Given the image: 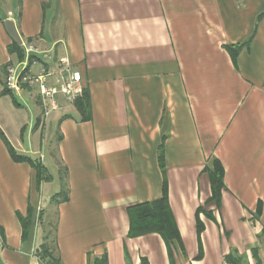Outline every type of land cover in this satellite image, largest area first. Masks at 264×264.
<instances>
[{
    "label": "crops",
    "instance_id": "crops-1",
    "mask_svg": "<svg viewBox=\"0 0 264 264\" xmlns=\"http://www.w3.org/2000/svg\"><path fill=\"white\" fill-rule=\"evenodd\" d=\"M216 3L210 22L209 9L192 20L171 0L9 1L0 13V131L13 150L46 159L9 134L28 106L24 94L41 108L37 88L22 91L20 102L5 93L7 67L24 62L25 46L51 55L33 74L46 64L58 72L69 59L92 112L83 120L59 96L49 116L69 199L56 203L54 192L47 209L45 183L31 164L13 160L0 135V264H51L38 254L45 243L60 264H264V0ZM7 20L23 57L9 52L16 41ZM229 45L241 47L234 60ZM47 83L56 86L54 77ZM46 122L40 118L37 131ZM210 159L225 171L219 205ZM165 183L177 238L130 237L128 209L160 200Z\"/></svg>",
    "mask_w": 264,
    "mask_h": 264
},
{
    "label": "trees",
    "instance_id": "trees-1",
    "mask_svg": "<svg viewBox=\"0 0 264 264\" xmlns=\"http://www.w3.org/2000/svg\"><path fill=\"white\" fill-rule=\"evenodd\" d=\"M241 47H227L233 60L236 59L240 52ZM9 52L11 54H17L19 57H23L22 47L17 43L9 47ZM5 93H9L7 90ZM78 112L81 114L83 120H88L91 118V99L89 93L85 90L84 95L75 103ZM0 135L4 139L13 160L16 162H27L35 168L38 174V183L41 184L46 175V169L44 166L33 160L32 158L24 155L17 154L8 141L5 139L0 131ZM160 165L164 169V156L163 147L160 148ZM209 178L211 181L212 188V200L217 203L221 202L222 190L224 189V168L219 160H214L212 167L206 168ZM163 197L155 202L138 204L136 206L130 207L128 209V215L130 219V237H139L146 234L158 233L160 234L167 244L177 238V227L173 219L168 199L167 185L165 183L163 188ZM68 193L66 189H63L59 194L55 195L53 200L57 202L68 201ZM21 223L23 226V232L26 236L31 228L32 223V210L29 209V214L26 219L21 218ZM202 230V226L199 224V232ZM38 254L42 259L48 260L51 264H60L59 258L54 254V246L45 243L42 244L38 249ZM230 264H239L238 261L228 258ZM97 264H106L105 260L98 262Z\"/></svg>",
    "mask_w": 264,
    "mask_h": 264
},
{
    "label": "rangeland",
    "instance_id": "rangeland-1",
    "mask_svg": "<svg viewBox=\"0 0 264 264\" xmlns=\"http://www.w3.org/2000/svg\"><path fill=\"white\" fill-rule=\"evenodd\" d=\"M9 1L10 0H0V13L3 11H7L9 9ZM216 0H171V5L175 4L174 7L178 8V11L184 10L188 11L190 13H193V18L192 20H195L196 17L194 16V12L196 13H201L202 10H207L209 9V16H210V22L215 21L216 17ZM228 5V2H227ZM228 7V6H227ZM213 25V23H211ZM239 45H229L227 47H237ZM227 52L230 54V52L227 50ZM231 56V54H230ZM232 57V56H231ZM15 59V64L20 63V59L18 57H14ZM40 60L43 59V57L39 58ZM233 59V58H232ZM34 71H37V67L35 66ZM85 91V90H84ZM24 98L28 101V106L22 110L19 114V127L18 130H9V134L15 139L17 142V145L23 146L27 148L29 144L33 146L35 150H39V159H40V154H43L46 156V159H43V166L46 169V175L43 180V200L45 204V208L47 209L48 206L46 205V202H49V198L52 193L54 192H61L60 188L63 186V176L61 174V169L58 165V159L55 156V150L57 149L56 141H51L52 138L50 139L51 135L53 132L58 130L57 124H54L52 128L48 126L49 121L51 120V117L47 118V124L45 126L44 132L40 128L39 131H37V124L38 120L41 118L43 120V110L39 107V105L36 103L37 102V96L33 95L32 97L28 96L27 94L23 95ZM16 100L19 102L22 101L21 98L18 96L15 97ZM71 106V105H70ZM43 133V134H42ZM46 136V137H44ZM49 139V140H48ZM44 140V141H43ZM43 141V142H42ZM41 143L44 146L43 150L41 151ZM163 143H161L162 147ZM22 150V149H21ZM53 150V152L51 151ZM160 151V148H159ZM51 152V153H50ZM34 158V157H33ZM37 158V157H36ZM218 160V159H210V162L208 165L212 167L213 161ZM55 218H53V223H52V228H54V221Z\"/></svg>",
    "mask_w": 264,
    "mask_h": 264
},
{
    "label": "built area",
    "instance_id": "built-area-1",
    "mask_svg": "<svg viewBox=\"0 0 264 264\" xmlns=\"http://www.w3.org/2000/svg\"><path fill=\"white\" fill-rule=\"evenodd\" d=\"M25 60L19 67L9 65L7 67L6 90L14 96H20L24 90L32 91L37 88L40 94V106L43 110V120L60 109L59 96L66 105H74L84 95L82 75L76 71L71 61L67 58L59 62V71H52L48 65H43L40 73L33 74L31 66L37 65L38 59L35 55H41L42 60L51 59L50 53H41L33 46H25ZM54 77L56 86H49L48 78Z\"/></svg>",
    "mask_w": 264,
    "mask_h": 264
},
{
    "label": "water",
    "instance_id": "water-1",
    "mask_svg": "<svg viewBox=\"0 0 264 264\" xmlns=\"http://www.w3.org/2000/svg\"><path fill=\"white\" fill-rule=\"evenodd\" d=\"M6 25V29L8 31V33L11 35V37L19 44L22 45V39L21 36L18 32L17 26L15 24V22L13 20H7L5 22Z\"/></svg>",
    "mask_w": 264,
    "mask_h": 264
}]
</instances>
